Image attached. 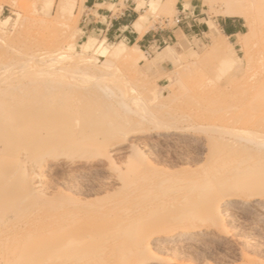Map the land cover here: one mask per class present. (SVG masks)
Instances as JSON below:
<instances>
[{"label": "rangeland", "instance_id": "obj_1", "mask_svg": "<svg viewBox=\"0 0 264 264\" xmlns=\"http://www.w3.org/2000/svg\"><path fill=\"white\" fill-rule=\"evenodd\" d=\"M60 1L66 4L63 12L58 5ZM190 1L197 5L200 24L207 23L198 35L174 22L178 10L183 6L192 7ZM237 1L252 5L256 25L262 32L245 44L239 42L248 32L244 19L214 14L206 0H111L113 4L106 6L116 15L130 5L134 11L131 10L128 28L140 37L154 35L160 43L106 38L93 32L84 34L81 25L87 10L86 0H0L2 62L42 57L45 62L55 60L59 61V66H64L81 61L76 70L67 72L61 83L52 85L46 92L49 99L31 101L33 108L44 103L51 113L62 112L48 122L49 134L64 143L74 142L77 147L69 154L42 158L45 184L51 193L62 201L99 202L113 198L116 196L114 174L127 166L152 171L154 175L167 178L168 184L194 176L204 164L208 151L207 132L201 127L207 124L203 116L210 114L213 119L220 107H225L223 111L232 115L230 106L251 101L252 90L264 93V0ZM138 18L143 19L140 25ZM229 21L235 24L232 27L235 30L222 27L223 22ZM211 25L222 45L213 43ZM173 32L175 38L165 36ZM89 37L109 47L111 53L94 54ZM126 52H130L132 58H128ZM89 59H94L97 66L82 62ZM31 71L35 70L29 73ZM24 73L18 75L17 66L1 68L0 82L18 83ZM244 77L246 85L232 87ZM101 85H109L112 92L102 90ZM232 88L236 95L233 91V96L229 94ZM246 88L252 90L245 92ZM221 89H225V93ZM58 96L61 99L57 100ZM156 112L160 113L158 119L162 122L179 127L178 133L183 138L171 140L159 133L115 134L110 131L112 124L105 122L112 117L129 131L138 114H147L142 122L146 125L148 115ZM79 125L84 127L83 141H77L74 136ZM70 158H75L76 162L69 163ZM205 208L202 202L161 208L153 217L155 237L172 234L175 230L171 229V223L177 220L183 225L206 226L208 220L202 215ZM239 209L235 210L237 217L235 211L229 209L228 220L216 222L209 228L212 233L207 230L209 236L194 233L193 237L173 236L155 243L158 263H264V209ZM204 226L202 229L206 231Z\"/></svg>", "mask_w": 264, "mask_h": 264}, {"label": "bare ground", "instance_id": "obj_2", "mask_svg": "<svg viewBox=\"0 0 264 264\" xmlns=\"http://www.w3.org/2000/svg\"><path fill=\"white\" fill-rule=\"evenodd\" d=\"M206 4L214 14L244 19L248 32L238 38L241 44L251 41L258 33L261 35L251 4L244 5L237 0H206ZM58 5L63 12L65 2L60 1ZM142 20H136L138 25ZM210 36L213 43L219 44L213 25ZM89 39L94 54L111 53L109 47L100 45L95 38ZM126 54L132 58L130 52ZM94 59L82 62L97 66ZM58 62H45L42 57L23 58L16 63L0 60V69L17 66L18 75L28 71L18 83L0 82V264H159L155 243L160 240L193 237L194 233L209 236V228L216 222L228 220L229 209L230 212L239 208L264 209V93L251 88L252 100L230 106L231 116L223 111L225 107H220L213 119L212 115L203 114L207 124L201 127L207 132L208 151L204 164L191 178L168 184L167 178L152 171L127 166L114 174L115 197L99 202L62 201L46 186L41 160L46 155L74 152L76 143H64L49 134L48 122L62 112L51 113L44 103L33 108L31 102L49 99L46 92L52 85L61 83L67 72L76 70L81 61L64 66ZM95 82L103 84V81ZM240 82L232 87L248 83L245 77ZM102 86V90L112 92L109 85ZM234 88L229 91L234 92ZM159 114H149L146 125L142 122L147 114H138L129 131L112 117L105 122L112 124L110 131L115 134L159 133L171 140L183 138L178 133L179 127L162 122ZM83 132V125L76 127L77 141H83ZM75 162V158H70L69 163ZM196 202L206 204L202 213L208 220L206 226L183 225L177 220L171 223V229L176 232L171 230L172 234L155 237L153 217L161 208H180Z\"/></svg>", "mask_w": 264, "mask_h": 264}, {"label": "crops", "instance_id": "obj_3", "mask_svg": "<svg viewBox=\"0 0 264 264\" xmlns=\"http://www.w3.org/2000/svg\"><path fill=\"white\" fill-rule=\"evenodd\" d=\"M86 2H88V5H86L87 10L82 18L81 25V30L84 34L93 32L106 38L112 37L129 40L133 38L135 41L153 42L151 39L153 35L144 34L140 37L135 30L128 28L130 23L129 17L132 13L131 10L134 11L130 5H127L119 14L114 15L113 12L106 7L107 5L113 4L111 0H86ZM190 4L192 6L191 8H185L184 6L182 8L184 24L181 25V27L191 30L198 35L203 32V28L207 26V23L202 22L203 24H200V17H198L196 13L197 5H192V1H190ZM234 26L235 24L231 21L228 23L223 22L222 24L224 29L231 31L235 30L232 29ZM174 35L175 32L165 34L168 39L175 38Z\"/></svg>", "mask_w": 264, "mask_h": 264}, {"label": "built area", "instance_id": "obj_4", "mask_svg": "<svg viewBox=\"0 0 264 264\" xmlns=\"http://www.w3.org/2000/svg\"><path fill=\"white\" fill-rule=\"evenodd\" d=\"M174 22L178 26H181L184 24V15L182 12V8L178 11L177 15L175 16ZM153 42L160 43V41H158V39L154 35H153ZM162 43L165 44L166 41L164 39H162Z\"/></svg>", "mask_w": 264, "mask_h": 264}]
</instances>
